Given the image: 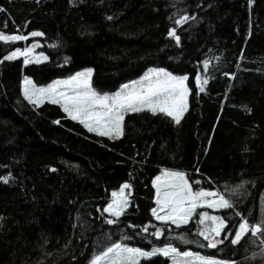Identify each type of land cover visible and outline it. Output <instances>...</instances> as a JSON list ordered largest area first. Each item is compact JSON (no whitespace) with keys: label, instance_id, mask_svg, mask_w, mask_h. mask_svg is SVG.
<instances>
[{"label":"trees","instance_id":"obj_1","mask_svg":"<svg viewBox=\"0 0 264 264\" xmlns=\"http://www.w3.org/2000/svg\"><path fill=\"white\" fill-rule=\"evenodd\" d=\"M0 9V31L43 33L25 44L39 42L36 52L48 57L0 64V177H12L0 182V264H89L114 242L146 251L171 244L220 261L264 264L245 259L260 251L247 237L211 249L196 234L198 217L177 229L152 216L153 181L170 169L201 181L196 189L230 193L236 208L216 212L229 221L226 232L236 231L237 211L250 224L264 217V0H0ZM173 13L195 16L178 27V46L168 37ZM25 44H0V57ZM87 68L93 86L110 93L151 68L187 75L189 110L179 125L147 111L129 114L123 136L110 140L67 118L60 105L37 108L23 98V74L48 85ZM197 75L209 77L203 93ZM125 182L131 206L108 225L102 210ZM151 225L165 236L142 231H155ZM141 264L171 261L158 256Z\"/></svg>","mask_w":264,"mask_h":264},{"label":"snow or ice","instance_id":"obj_2","mask_svg":"<svg viewBox=\"0 0 264 264\" xmlns=\"http://www.w3.org/2000/svg\"><path fill=\"white\" fill-rule=\"evenodd\" d=\"M70 2L75 4L76 0H70ZM173 16L176 18L173 21L174 26L169 29L168 37L178 46L181 40L177 35L178 27H183L190 20H194L195 16H189L187 13L183 15L173 13ZM172 18V16L169 17V19ZM107 19L112 20V17L108 16ZM43 35L38 31L30 34L31 37ZM28 39L29 37L25 35L6 34L0 31V44L26 42ZM37 47L39 45L33 43L30 46L6 51L0 57V64L21 59L24 66L46 62L47 56L35 54ZM53 47H58V45H53ZM209 63L208 60L203 61V72L208 71ZM92 75V70L88 69L76 73L69 79L57 80L48 87H38L30 78L25 77L23 98L37 108L45 102L60 105L63 112L67 114V118L77 121L89 133L107 137L110 140L120 139L123 136L125 117L129 114L147 111L152 115L169 117L176 125H179L188 111V97L191 93L187 84L189 79L187 75L178 76L163 68H151L141 79L124 84L119 91L111 95L100 94L92 87ZM208 82L209 77L207 76L197 75L195 77V84L200 93L205 92ZM51 171L55 172L56 169L53 168ZM11 179L10 175L3 176L0 177V182L7 184ZM200 183L201 181L198 180L190 182L184 171L162 170V174L156 176L153 181L156 207L152 209V216L155 220L164 225H174L179 229L187 226L194 217H198L195 220L196 234L207 241L206 247L216 249L228 237H231L232 245H240L247 237L245 242L256 245L260 251L254 252L245 259L255 260L259 257L264 261V217L250 224L249 220L237 211L235 215L240 217V222L235 226L236 231L226 232L225 229L229 227L226 217L210 215L207 211L198 213L197 210H234L236 205L228 198L230 193L202 188L194 189L193 185ZM246 183L247 181H243L238 187H244ZM131 188L132 185L125 182L118 191L110 193V201L101 213L102 215L106 213L110 217L105 220L106 224H118L120 217L131 206ZM234 191L232 190L231 194H234ZM2 221L3 217H0V222ZM151 227L156 230L149 233V228L145 227L142 231L157 240L165 236L164 228H157L156 225H151ZM168 230L171 231L170 228ZM222 235L224 239H220ZM174 238L184 240L183 236ZM122 239L126 240L130 237L125 236ZM188 242L191 243V241ZM200 246L205 247L203 244ZM158 256L169 259L171 264H238L236 261H220L191 251L180 252L171 244L154 246L152 250L146 251L137 247H129L122 242H114L103 248L90 259L89 264H141L142 260L148 261Z\"/></svg>","mask_w":264,"mask_h":264},{"label":"rangeland","instance_id":"obj_3","mask_svg":"<svg viewBox=\"0 0 264 264\" xmlns=\"http://www.w3.org/2000/svg\"><path fill=\"white\" fill-rule=\"evenodd\" d=\"M30 38H35V37H31V36H29V39ZM17 43H24L25 44V42L24 41H21V42H17ZM33 43H35V44H38L39 46H40V43L39 42H36V41H32V42H30L29 44H25V46H30V45H32ZM24 46V47H25ZM19 48H23V47H19ZM38 48V47H37ZM36 48V49H37ZM35 54H42V53H35ZM43 55H45V54H43ZM46 56V55H45ZM44 63V62H43ZM41 64V63H40ZM88 69H91L92 70V72L94 73V70L92 69V68H87V69H84V70H81V71H85V70H88ZM157 69H159V68H157ZM166 70V69H165ZM81 71H79V72H81ZM168 71V70H167ZM170 72V71H169ZM78 73V72H77ZM76 74V73H75ZM74 74V75H75ZM146 74V73H145ZM144 74V75H145ZM173 74V73H172ZM144 75H142L141 77H139V78H137V79H135V80H133V81H136V80H139V79H141ZM175 75V74H174ZM73 76V75H72ZM178 76H180V75H178ZM25 77H28L27 75H25V74H23V80H24V78ZM71 76H69V77H66V78H59V79H57V80H66V79H69ZM28 78H30V77H28ZM92 78H93V75H92ZM38 87H48L49 85H51L53 82H55V81H57V80H55V81H53L52 83H50V84H48V85H38L32 78H30ZM133 81H130V82H128V83H131V82H133ZM91 83H92V80H91ZM128 83H126V84H128ZM187 84H188V81H187ZM124 85V84H123ZM122 85V86H123ZM121 86V87H122ZM92 87L98 92V93H100V94H109V95H111V94H114L115 92H117V91H119L120 90V88L117 90V91H115V92H112V93H110V92H100V91H98L94 86H93V84H92ZM22 92H23V81H22ZM190 96V95H189ZM46 103V102H45ZM44 104V103H43ZM188 110H189V97H188ZM187 113V112H186ZM185 113V114H186ZM184 114V115H185ZM184 117V116H183ZM126 118V117H125ZM194 187V186H193ZM194 189H196L195 187H194ZM198 211V213L199 212H201V211H207V212H209V214L210 215H219V214H217L216 212L217 211H214V210H212V209H198L197 210ZM188 251H190V250H188ZM191 252H193V251H191ZM193 253H195V252H193ZM199 254V253H198ZM201 255V254H200ZM204 256V255H203Z\"/></svg>","mask_w":264,"mask_h":264}]
</instances>
